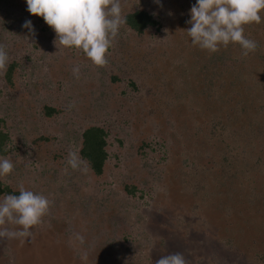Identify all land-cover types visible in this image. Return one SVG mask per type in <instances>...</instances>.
I'll list each match as a JSON object with an SVG mask.
<instances>
[{
  "label": "trees",
  "instance_id": "trees-1",
  "mask_svg": "<svg viewBox=\"0 0 264 264\" xmlns=\"http://www.w3.org/2000/svg\"><path fill=\"white\" fill-rule=\"evenodd\" d=\"M14 3L10 9L24 24L27 15L30 14L28 10L24 12L28 7L27 2L26 0H16ZM189 5H187L185 16H183L182 29L186 33L190 46L186 52L181 51V53L182 57L187 59V75L191 74L193 81L197 83L193 95L195 101L187 103L184 96L182 101L177 99L180 96L173 97V102L182 103L170 107L168 111L165 108L167 113L164 118L159 117L160 109L157 108L153 110L152 115L149 114L150 117H155L153 121L158 132L156 142L163 148L162 154L165 155L167 149L171 152V148H167L165 144L173 139L176 153L172 151L171 154L175 162L178 160L185 168H191L200 162L204 168H208L207 177L215 175L221 178L222 176V179L214 178V180L217 179L220 188L216 181H214L215 186L219 188V191H222V213L236 210L243 212L250 219L247 212L255 211L259 216V223H255L251 219L250 221L260 226L259 231L263 233L257 235L261 240L258 247L264 249V11L260 13L261 23L246 25V28H249L250 37L245 36L255 40L259 47L255 52L243 57L241 55L242 48L238 43L230 42L226 48L221 46L220 50L213 54H209L207 50H201L199 46H194L186 31L191 27V24L187 22L191 19L190 9L193 4ZM122 9V14L127 17V24L121 30L125 35L135 40L137 49L138 44H143L147 40L146 37L149 36L150 29L158 30L160 26L158 18L145 7H141L139 2L130 3ZM34 17L32 22L34 26L45 22L43 17ZM40 30L43 31L42 28ZM58 46L61 51L65 52L55 51L51 54L50 49L49 51L43 49L44 54L41 56L45 61L46 69L48 71L53 69L52 77L56 81L51 77L47 85L55 84L56 91L63 88V80L69 81L66 83L68 86L76 87L72 64L74 62L81 63L86 59V54L80 49L79 52H76L75 47ZM46 55H50L54 59L47 60ZM212 58L213 60L210 61ZM70 65L72 66L68 70L69 76L67 77L64 75V70L61 69L65 67L67 72V66ZM19 66V62L12 60L6 74L1 75L0 79L7 90L17 88L15 76ZM54 66L58 69H55ZM178 68H180L178 73H182L185 69L181 66ZM100 72V70L97 71V79L87 83L88 87L85 86V88H89V84L96 87L97 80L100 81L102 78ZM31 73L35 74L36 72L32 71ZM122 78L125 80L123 74L120 76L114 73L110 76V84L107 83L104 87V82H102L100 86L102 89L108 86L111 89L110 93L113 92L119 98L125 94L124 89L118 86L122 82ZM126 78L131 90H135L133 82L129 77L126 76ZM43 90L47 93L51 92L49 88ZM99 91L104 94V90L99 89ZM149 92L150 89H148ZM88 93L90 94V92ZM152 101L153 99H148V106L153 103ZM139 107L141 111L134 107L129 120L122 121V124L129 129L127 135L136 139L135 142L129 144L128 151H126L131 158L132 163L130 164L132 165L126 166L125 173L119 174L118 172L116 178L110 180L109 183L106 180L111 176V174L108 175L109 160L112 156L117 157L116 155L120 154L122 150L119 147L122 146V142L114 137L113 142L117 146H115V150L112 148L111 151L110 147L113 145L108 140L109 130L105 124H85L81 129L67 128L65 139L63 133L62 136L57 137L51 133L48 134V131L36 129L37 132L33 131L30 136V143L27 144L28 149L20 150L26 159L19 157L20 165L14 162V175L21 176L20 174L25 172L26 167L27 169L33 168L34 163H37L33 162L34 159L25 163V160L35 153L38 161L44 167L46 166L45 170L47 171L44 176L47 175L52 180H56L57 186L51 185L45 190L48 191L45 196L54 202L50 213L44 217L45 223L40 226V233H37L35 228L32 231L34 237L47 239L54 243V247L56 244L59 245L57 254H60L58 255L59 260L63 264H79V260L86 264H101L102 260H105L106 264H152V256L149 254L155 247H158L159 243L154 240L152 244L154 247L149 251V254L146 251L149 249L147 246L152 243L150 234L155 233L156 226L152 222L153 229L149 230L148 227H152L149 224L151 215L149 218L148 215L142 218L139 210L137 208L131 210L133 206L130 205L135 194H139L138 197L141 198L146 193V190L149 189L147 187L152 186L151 179L153 181L154 178L150 175L146 160L148 155L146 148L150 147L152 142L145 141L141 135L137 138L134 136L142 133L141 124L142 128L152 129L151 125L144 124L145 122L136 116L137 114L147 115L144 110L147 106ZM36 108L35 113L39 119L52 122L57 129L67 126L68 120H65L67 121L65 125H59V123L55 125V121H53L58 115L64 113V107H57L48 101L38 104ZM171 113L174 114L170 115ZM73 118H76L75 114ZM170 122L173 125L175 122L178 126L175 135L169 132ZM196 131L200 134L198 139L194 140L196 141V145H194L191 144V140L193 141ZM203 133H208L212 140L207 142L206 138L202 136ZM51 143L53 144L52 148L49 146ZM11 145L12 139L8 136V128L5 127L4 118L0 117V157H6L12 150L13 152L19 150L16 144L10 150L8 146ZM62 145L69 146L70 150L64 151ZM195 148L198 150L197 153L193 151ZM70 151L76 152L88 162L86 173L75 171L68 165ZM221 163L222 168L219 167ZM173 168L174 166L166 168L168 177ZM210 168L215 172H212ZM208 179L212 180L213 177L206 178V180ZM11 180L12 178L8 176L0 177V200H3L5 194L19 195L21 186L17 187L7 183ZM101 184L106 185L107 188L98 190ZM63 192L68 194L65 198L63 194H59ZM73 196L77 197V207L75 208L72 207ZM227 200L232 206H229ZM78 205L80 206L78 207ZM73 233L83 235L85 243L81 245L75 240ZM137 236H140L141 239ZM18 241L21 240L17 239L16 242ZM112 244L115 245L112 246ZM6 245L8 246L5 250L6 256L1 251L0 264H12L6 261V258L12 260L11 258L14 257L11 251V242L9 241ZM51 247H53L52 244ZM109 248L111 249L108 250ZM85 253L87 259H82ZM134 253L135 255H133Z\"/></svg>",
  "mask_w": 264,
  "mask_h": 264
},
{
  "label": "rangeland",
  "instance_id": "rangeland-1",
  "mask_svg": "<svg viewBox=\"0 0 264 264\" xmlns=\"http://www.w3.org/2000/svg\"><path fill=\"white\" fill-rule=\"evenodd\" d=\"M15 1L0 0V44L5 46L10 61H17L20 65L15 76L17 84L15 90H7L0 79V117L4 118L5 127L7 126L8 128V136L12 139V145L8 147L10 150L15 147V144L19 147L18 151L13 152L12 150L5 158H9L15 164L17 162L20 165L21 160L19 157L26 159V156L20 150L28 149L27 144L30 143L29 139L33 131L44 130L48 131V134L51 133V135L57 137L64 134L63 138L65 139L67 128L81 129L85 124H105L107 130H109L108 140L113 145L110 147L111 151L112 148L115 150V146H117L113 142L114 137H117L122 142V146L119 147L122 150L120 154L116 155L117 157L112 156L109 160L108 175L111 174V176L106 179L107 183H109L110 180L116 178L118 172L119 174L125 173L126 166L130 167L132 165L130 164L132 163L131 158L126 151H128L129 144L135 142L136 139L134 140L135 137L132 136L131 138L130 135H127L129 134V129L122 124V121L129 120L134 107L141 111L139 106H147L144 109L147 115L140 116V114H137L136 116L141 118L142 122H145L144 124L151 125L152 129L148 128L147 130L145 127L144 129L141 124L140 130L142 133L134 136L137 138L141 135L145 141L152 142L151 146L146 148L148 150L146 160L149 165L150 175L154 178L153 181L151 179L152 186L147 187L149 189L146 190V193L141 198L138 197L139 194H135L131 199L130 205L131 207L133 206L131 210H134V208L139 210L142 218H145L146 215L149 218L151 215L149 224L154 222L153 225L156 226L155 233L150 234L152 243L147 246L149 249L146 251L149 254V251L154 247L152 245L154 240L159 243L158 247H155L154 251L152 250L149 254L152 256L151 263L156 264V261L164 255L180 252L184 254L189 264H264V249L258 247L261 240L257 235L263 232L259 231L260 226L255 224L259 223L257 213L253 210L247 212L250 219L255 223L251 222L246 214L240 211L229 210L225 214L222 213V191H219L220 186L218 181H216L217 179H222V176L221 178L215 175L207 177L208 168H204V165L202 166L200 162L191 168H185L178 160L175 162L171 154L172 151L176 153L173 139L165 144L167 148H171V152L167 149L165 155L162 154L163 148L156 142L158 132L155 129L156 126H154L153 119L155 117H150L153 114V110H156V108L160 109L159 117L162 119L166 116L170 107L182 103L173 102V97L177 98V96H180L177 98L180 101L185 97L187 103L195 101L193 95L197 83L193 81L191 74L187 75V59L182 57L181 51L186 52L190 46L186 33L182 29L183 16H185L186 9L190 6L189 4H194L196 0H160L162 7L155 3L154 0L121 1L122 8L130 3L139 2L140 6L145 7L152 15L155 13L153 16L158 18L157 20L160 24L158 30L156 31L155 28L150 29L149 36L146 37L147 40L143 44H138L136 49L137 43L134 42L135 40L125 35L120 29L119 36L112 43L106 54V58L109 61L106 66H96L87 56L81 63L74 62L73 66L78 65L80 67V78H75L74 82L76 87L68 86L66 83L69 81L63 80V88L57 91L55 84L47 85L53 76V69L49 71L46 69L45 61H43L41 56L44 54L43 49L45 51L50 49L51 54L55 51L60 53L65 51H61L58 41L57 44L54 43L57 39L56 33L45 22L33 25L35 35L27 28L22 27L21 19L19 18L18 20L10 9L11 5L15 4ZM26 11L27 9L24 10V12ZM34 16L30 13L27 15L26 20L33 22ZM244 27V35L250 37L249 28L247 29L246 25ZM41 28L43 31L40 30ZM76 52H79V49ZM45 58L47 60L54 59L50 55H46ZM212 60L213 58L210 61ZM72 65L67 66V72L65 67L61 69L64 70L65 76H69L68 70ZM180 66L185 69L179 74L180 68L178 67ZM54 67L58 69L56 66ZM98 70L101 71L99 74L102 78L100 81L97 80V88L91 84H89L90 89L85 88L87 83L97 79ZM32 71L36 73H31ZM114 73L120 76L123 74L125 77V80L122 78V82L118 85L124 89L125 94L119 98L113 92V94L110 93L111 89L108 86L104 89L100 86L102 82H104V87H106L107 83L110 84V76ZM125 75L133 82L135 90H131ZM52 79L55 78L52 77ZM44 88H49L51 92H45ZM99 89L104 90V94H101ZM148 89H150L149 93ZM149 98L153 99L152 102L155 103L153 106V103L148 106L147 101ZM145 100L147 101L145 102ZM48 101L57 107H64V113L60 114V116L58 115L53 121H55V125L56 123L65 125V122L67 123L65 120H68L67 126L61 129L58 127L57 129L52 122L38 118L35 113L36 106ZM165 108L167 111H165ZM74 114L76 118H73ZM173 114L171 113L170 115ZM63 117L66 118L64 119ZM174 125L170 122L169 132L172 135H175L178 131V126L175 122ZM158 129L160 128L158 127ZM44 134L46 133L44 132ZM199 134L196 131L191 144L196 145L194 140L198 139ZM202 136L206 138L207 142L212 140L209 138L208 133H203ZM52 145V143L49 145L50 148H52ZM62 149L69 151L70 147L62 145ZM193 151L197 153L198 150L195 148ZM33 159V162H37L34 163L33 168L27 169L26 167L25 172L18 177L14 175L13 171V173L7 175L12 178L7 183L17 187L24 186L35 193L45 195L48 193L45 190L51 185L57 186L56 180H52L47 175L44 176L47 171L45 170L46 166L44 167L38 161L35 153H33L32 157L25 160V163L27 164ZM123 162L126 163L124 164ZM193 162L195 163L194 160ZM172 165L174 168L168 177L166 168L168 166L172 168ZM219 167L222 168V163ZM210 170L215 172L211 168ZM15 174L17 173L15 172ZM210 177H213V179L206 180V178ZM214 178L217 179L214 180ZM184 181L188 183L186 184ZM214 181L217 182L219 188L215 186L216 183ZM105 188L107 186L101 184L98 190ZM59 194H63L64 198L68 195L64 192ZM67 199L69 200L70 198ZM76 199V196L72 197L73 208L77 207ZM172 203H175V205L171 206ZM229 206L232 205L229 204ZM44 223L45 219L43 218L42 224ZM41 225L34 226L37 233H40ZM7 227L16 228L17 226L7 225ZM148 229L152 230L153 226L148 227ZM147 232L150 233L149 231ZM137 238L141 239L140 236H137ZM19 240L21 241L16 242L17 239L0 241V255L1 251H3L5 256V250L8 247L6 244L9 241L11 242V251L14 257L11 258L12 260L6 258L9 263L63 264L59 260L60 257L58 255L60 254H57L59 253L57 250L58 244L54 247V243L49 240L37 237L27 238V240L20 238ZM51 244L53 247H51ZM102 261L101 264H106L105 260ZM78 263L81 264L83 262L79 260ZM83 264L86 263L84 262Z\"/></svg>",
  "mask_w": 264,
  "mask_h": 264
},
{
  "label": "clouds",
  "instance_id": "clouds-1",
  "mask_svg": "<svg viewBox=\"0 0 264 264\" xmlns=\"http://www.w3.org/2000/svg\"><path fill=\"white\" fill-rule=\"evenodd\" d=\"M27 10L35 16L43 17L45 23L56 33L54 41L65 48L80 49L99 67L106 66L109 48L120 34V29L127 24L123 15L121 0H26ZM160 5V0H154ZM162 7V5H160ZM264 11V0H196L190 9L191 27L187 34L191 43L217 53L221 46L238 43L241 55L247 57L258 49L255 40L244 35V25L262 22L260 15ZM155 15V13H153ZM22 27L33 35L32 22L26 20ZM10 57L5 46L0 44V75L6 74ZM72 73L80 78V67L73 66ZM68 165L75 171L86 173L88 162L76 152L68 154ZM15 170L14 162L0 157V177L10 175ZM54 202L43 194L19 188V195L5 194L0 200V241L33 238L32 229L41 225L43 218L50 213ZM7 225L17 226L9 228ZM81 245L85 238L80 233H73ZM87 259V254L82 256ZM156 264H189L183 253L175 252L162 256Z\"/></svg>",
  "mask_w": 264,
  "mask_h": 264
}]
</instances>
